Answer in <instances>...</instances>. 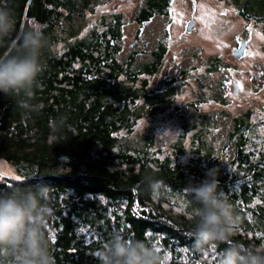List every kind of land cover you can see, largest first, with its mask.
Returning a JSON list of instances; mask_svg holds the SVG:
<instances>
[{
    "label": "trees",
    "instance_id": "1",
    "mask_svg": "<svg viewBox=\"0 0 264 264\" xmlns=\"http://www.w3.org/2000/svg\"><path fill=\"white\" fill-rule=\"evenodd\" d=\"M106 1L0 0L17 30L35 24L44 36L42 71L29 101L39 110L22 109V96L0 93V162L11 167L0 175V195L47 190L52 214L45 231L54 264H97L94 255L115 233L155 248L163 264H218L230 243H264V122L252 121L248 110L222 120L202 112V102L224 103L226 80L219 79L205 88L209 96L200 94L205 97L178 114L180 136L162 151L153 127L138 123L177 111L175 91L193 68L149 87L146 79L162 67L166 49L159 44L148 61L135 62V52L119 61L122 15L88 22ZM225 1L247 24L261 23L264 34V0ZM170 5L144 0L131 21L145 25L167 17ZM11 43L0 44V56ZM205 67L210 77L223 64L213 57ZM220 127L226 136L215 143L210 135ZM211 168L218 169V191L234 210L235 232L230 242L199 248L196 205L186 189ZM150 181L161 185L158 198Z\"/></svg>",
    "mask_w": 264,
    "mask_h": 264
},
{
    "label": "rangeland",
    "instance_id": "2",
    "mask_svg": "<svg viewBox=\"0 0 264 264\" xmlns=\"http://www.w3.org/2000/svg\"><path fill=\"white\" fill-rule=\"evenodd\" d=\"M143 6L144 0H108L94 15L88 16L89 24L95 25L101 16L122 15L119 61L133 52L135 62L148 61L159 44L166 49L162 67L146 79L149 87L161 85L164 79L179 73L180 69L193 68L175 91V106L179 109L172 114L170 110L160 113L154 120L153 117L142 119L138 128L146 130L152 126L156 145L168 152L169 145L181 133L178 114L188 112L191 102L207 96L205 88L212 87L219 79L226 80L224 103L208 99L199 105L202 112L215 114L217 120H222L225 114L236 116L248 110L252 121L264 122V34L261 23L251 21L247 24L237 9L225 0H171L167 17L156 16L145 25H139L131 19ZM190 20L194 27L185 32V24ZM241 40L247 42L246 52L243 58L236 60L231 53ZM213 57H219L223 67L208 77L205 65ZM234 84H237V90ZM261 131L264 135L263 127ZM189 136H186V143ZM225 136L226 130L220 127L214 130L210 139L215 142ZM10 171V166L0 162V175H9Z\"/></svg>",
    "mask_w": 264,
    "mask_h": 264
},
{
    "label": "clouds",
    "instance_id": "3",
    "mask_svg": "<svg viewBox=\"0 0 264 264\" xmlns=\"http://www.w3.org/2000/svg\"><path fill=\"white\" fill-rule=\"evenodd\" d=\"M43 40L41 26L30 24L17 30L11 13L0 8V44L12 42L9 52L0 56V93L22 96L19 106L29 112L40 108L29 101L42 71ZM50 127L53 133L59 130L56 121ZM217 176L218 169H208L199 185L186 189L196 205L193 237L199 248L214 242H230L235 232L234 210L223 192L218 191ZM148 187L154 197L161 195L160 183L150 181ZM46 191L44 188L16 189L8 195H0V264H54L45 231L52 214ZM94 259L97 264H163L155 248L119 233L110 237ZM218 264H264V243H230Z\"/></svg>",
    "mask_w": 264,
    "mask_h": 264
},
{
    "label": "water",
    "instance_id": "4",
    "mask_svg": "<svg viewBox=\"0 0 264 264\" xmlns=\"http://www.w3.org/2000/svg\"><path fill=\"white\" fill-rule=\"evenodd\" d=\"M120 1H125V0H120ZM194 27L193 21H188L185 24V32H190ZM246 45L247 42L245 40H241L237 43L236 48L232 50V57L236 60H239L244 57L245 52H246ZM234 89L237 90V84H234Z\"/></svg>",
    "mask_w": 264,
    "mask_h": 264
}]
</instances>
